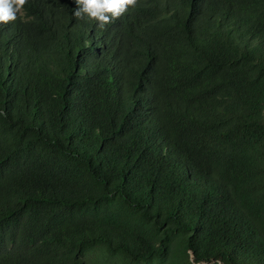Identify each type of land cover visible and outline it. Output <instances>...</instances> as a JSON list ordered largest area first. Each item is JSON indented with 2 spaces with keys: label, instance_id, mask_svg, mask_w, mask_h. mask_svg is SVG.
<instances>
[{
  "label": "trees",
  "instance_id": "trees-1",
  "mask_svg": "<svg viewBox=\"0 0 264 264\" xmlns=\"http://www.w3.org/2000/svg\"><path fill=\"white\" fill-rule=\"evenodd\" d=\"M76 7L0 24V264H264V0Z\"/></svg>",
  "mask_w": 264,
  "mask_h": 264
},
{
  "label": "clouds",
  "instance_id": "clouds-1",
  "mask_svg": "<svg viewBox=\"0 0 264 264\" xmlns=\"http://www.w3.org/2000/svg\"><path fill=\"white\" fill-rule=\"evenodd\" d=\"M27 0H0V24H7L17 19V13L23 8ZM137 0H75L78 18L87 16L98 22L103 28L119 18L129 7H135Z\"/></svg>",
  "mask_w": 264,
  "mask_h": 264
}]
</instances>
